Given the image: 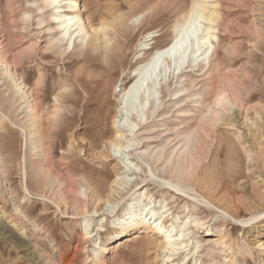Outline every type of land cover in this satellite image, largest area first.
Listing matches in <instances>:
<instances>
[{"label":"rangeland","instance_id":"rangeland-1","mask_svg":"<svg viewBox=\"0 0 264 264\" xmlns=\"http://www.w3.org/2000/svg\"><path fill=\"white\" fill-rule=\"evenodd\" d=\"M48 1L0 0V264H98V258L101 264H264L257 245L264 243V0H78L88 35L68 34L64 44L57 43L61 34L51 18L58 8L48 12ZM195 4L204 7L203 16L195 13L181 43L210 32L206 48L219 55L203 69L208 62L198 54L202 69L182 82L189 95L173 100L175 84L164 101L169 108L148 120L143 134L165 151L161 162L142 160V146L129 155L140 134L128 127L130 113L122 147L112 145L116 133L96 140L85 121L102 98L101 69L93 63L85 69L88 93L75 80L79 60L96 63L103 52L87 44L91 29L104 28L111 43L126 45L122 80L176 38ZM212 14L219 25L208 21ZM150 33L155 36L143 43ZM158 86L149 91L155 101ZM226 93L237 105L218 104ZM119 95H109L107 130ZM179 105L187 117H176ZM183 140L191 141V154L182 165L193 170L177 194L173 186L163 189L161 179L169 177L161 164L185 149ZM148 202L156 218L174 202L166 228L155 231L161 225L152 219L151 227L132 222L112 236L126 207ZM190 217L203 225L191 228ZM235 218L249 224L239 226ZM251 225H260L259 232Z\"/></svg>","mask_w":264,"mask_h":264},{"label":"bare ground","instance_id":"bare-ground-1","mask_svg":"<svg viewBox=\"0 0 264 264\" xmlns=\"http://www.w3.org/2000/svg\"><path fill=\"white\" fill-rule=\"evenodd\" d=\"M72 2H74V5L72 7L71 5H69L70 0H49L47 2V7H50L48 12L51 11V7L55 9L58 8L57 13L55 12L56 14L53 13H52L53 15L50 14L51 18L54 17L53 19L56 21V23L54 24L57 25L58 27L56 28L57 32L61 34L60 38L57 39L58 44H64L66 41V36L68 34L73 35L77 31L80 32L86 31L85 28L83 29L81 25L82 16L80 15V13L78 14L76 13L77 10H82L83 6L79 4L78 0H72ZM75 8L77 10H75ZM197 12L201 13V17H202L204 13V7H201L200 4H195L193 6L191 16L179 29L176 38L168 46L159 50L155 55H153L152 58L147 63L145 62L146 64L137 65V63H135L134 65H132L129 71L130 75L125 76L122 80L121 79L118 80L117 75L120 69L125 67L126 59L122 58V55L125 52L126 45L120 42H116L115 44L111 43V39L109 37L110 34L104 28L94 29V30L91 29V34L89 36L87 44L91 45L92 47L91 49H93L94 52H102V51L103 52L98 54L97 58L95 57V59H98L96 60L97 61L96 63L92 61L89 63L86 62L87 63L86 64L84 60H79V63H81L82 65L79 68L77 74L75 75V80L79 84V87L83 89L85 93H88L89 89H88L87 80L89 79V76L86 77V75L84 74L86 73L85 69L87 67L91 68L93 66L91 65L92 63L101 69L99 79H102L101 82L103 88L101 92L102 98L100 104H98L97 107L95 108V112H96L95 117H93L89 121L88 120L85 121L87 125L86 127L87 130L91 133L96 132L94 135L96 140L101 141L102 139L116 133L117 135L113 137L112 145H114L117 148L122 147L123 145L122 139L124 137L123 133L126 131L124 125L126 123H123V119L129 118L131 115L130 125L128 127L130 128V131L133 132L136 130V128H139L137 132H140V134L136 135V140H138L137 141L138 143L136 142L130 146L131 150L129 151V155L135 153V151L139 149L140 146H142L141 149H145V152L143 153L136 152L137 155L142 160H144L145 162L152 161L155 163V166L161 162L162 158L165 155V151L158 150L157 147L152 148V145L156 143V141H153L148 135L143 134L144 132H149V130L147 129V126L149 124L148 120L149 119L151 120L155 117H159V114L165 112L169 108V106H165L164 101L167 102L165 99L168 98L167 96L170 94L171 89L175 84H178L176 88H180V89H178V92L176 93V97L173 100L177 99L181 101L184 99V97L187 96L188 94L187 92L189 91L184 92L183 88H185L184 87L185 85H183L182 82H185L186 80L184 79L185 74L192 73L197 70L199 71L200 69H202V62L197 63V60H195L198 54L200 55H198L197 58L204 57L206 58L205 60H207L208 62L206 65L203 66V69L209 67V60L211 59L217 60V57L219 55L218 50L215 49L211 51V45L210 47L206 48V46L211 42L210 39L213 35L210 32L207 35L196 34L197 37L195 39L193 38L194 41H192L189 44L187 43L188 42L187 41L184 44L185 46L182 45L181 41L185 37L184 34H186L188 28H190L189 26L192 24L191 22L194 16L196 19ZM218 18L219 17L217 15L212 14L208 19V21L211 24L219 25ZM210 30H215L213 25H211ZM87 35L88 34L86 31L85 36ZM154 36L155 34L152 33L145 35L143 37V43L150 41ZM103 38L104 40L106 39L105 48L102 47ZM178 52L180 55L178 54ZM176 55L177 56L179 55V57L173 59L175 58ZM40 60L41 61L45 60L43 58V55L40 57ZM173 62L177 63V64L175 63L174 68L172 67V65L174 64ZM218 68H219V64L217 67L214 68L211 67L212 71L215 70L217 72L219 70ZM181 77H183L182 81H179ZM185 83L187 84V81ZM153 84L155 86L159 85L157 90L159 91L158 95L160 97L158 96V99H156V101H155L156 96H154L153 98L152 97L153 95L149 93L151 89L154 90L156 89L155 87H153ZM112 91L114 94L115 93L120 94L119 109L116 110V116L114 117V124L112 129L107 130L106 124L108 122L109 115L112 112V104L109 100V95L111 94ZM221 91L223 93V90ZM217 102L220 105L224 103L223 105L225 106L237 105L235 97L232 94H227V93L226 95L218 97ZM176 110H178L176 111V117L178 118L187 117V115L184 114L185 112L182 111L183 107H181L180 105L179 107H176ZM127 113H130V115H128ZM134 113L136 114L142 113V115L137 116ZM168 118L170 117H166V119ZM253 128H255L254 122H252L250 126V129ZM183 134L184 133L178 134V137H182ZM183 141L185 143L183 148L185 147V149L182 152L179 151L174 152L172 154V160L170 162L168 163L163 162L161 164L162 166L161 171L169 177L168 179H161V184L164 186L163 189H168L169 186L170 187L173 186L174 190L177 191V194L184 193V188L180 186V182L187 180V178H189V176L191 175L189 174V172L193 170L192 165L188 166L187 168L182 165L183 162H185L191 154L189 147L191 141L190 142L186 140ZM260 152H261L260 156H264L263 149ZM107 157L108 155H105L104 152H100L98 156V158H102L103 160L107 159ZM188 168L190 169L189 171H187ZM141 172H143V170ZM174 180L177 181V183H175ZM137 186H141V185L137 184ZM99 191L102 192L101 190ZM100 192L97 193L98 198L101 197ZM153 198L154 196L150 195V200H152ZM195 200L197 202L203 201V200H199L198 198H195ZM173 203L174 202L168 203L166 207H169V210L161 213L158 218H156V214L151 210L153 209V207L155 208V205L153 207L151 206L152 205L151 202L140 204L134 209H132L131 207H126L123 210L121 216L118 217L114 216L116 217V220L113 222L114 231L112 232V236L114 234L120 235L121 230L129 228L132 222H134V224L136 223V225L139 222H142L143 224L144 223L148 224L147 222L151 221L152 219L153 220L157 219L155 220V222L158 224L157 226L161 225L160 228L156 227L155 231L157 229L158 230L161 229L163 226L166 228V225L168 223L167 219H169L170 217L169 215H167V212L173 211L174 208L171 206ZM203 204L208 205L205 201H203ZM85 214H88V212L86 211ZM256 219L257 218L255 217L250 219V221L251 220L255 221ZM189 220H192L194 223V225H192L191 228H195L203 225V222L197 218L190 217ZM234 220L239 223V226L241 225L244 226L246 224H249V222H246L245 220H239L236 218ZM149 224L148 225L150 227L153 225L151 223ZM186 225L191 226V223L189 224L187 222ZM260 227H261L260 225H256V226L251 225L250 228L254 229V231L253 230L252 231L257 233L259 232V230L257 229ZM207 230H211V229L207 228ZM165 235L166 238L169 239L168 235L167 234ZM168 243L171 244V241H169ZM257 245L259 246L258 249L264 252V243ZM101 263L102 261H100V258H98V264Z\"/></svg>","mask_w":264,"mask_h":264}]
</instances>
